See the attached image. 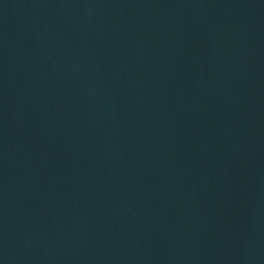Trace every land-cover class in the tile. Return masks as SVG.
Wrapping results in <instances>:
<instances>
[{
	"label": "water",
	"instance_id": "1",
	"mask_svg": "<svg viewBox=\"0 0 264 264\" xmlns=\"http://www.w3.org/2000/svg\"><path fill=\"white\" fill-rule=\"evenodd\" d=\"M0 264H264V0H0Z\"/></svg>",
	"mask_w": 264,
	"mask_h": 264
}]
</instances>
